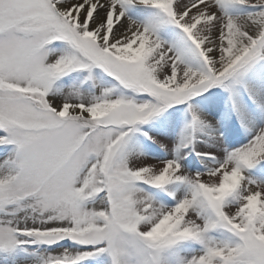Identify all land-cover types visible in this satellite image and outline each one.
I'll return each instance as SVG.
<instances>
[{"label":"snow or ice","instance_id":"snow-or-ice-1","mask_svg":"<svg viewBox=\"0 0 264 264\" xmlns=\"http://www.w3.org/2000/svg\"><path fill=\"white\" fill-rule=\"evenodd\" d=\"M0 264H264V0H0Z\"/></svg>","mask_w":264,"mask_h":264}]
</instances>
